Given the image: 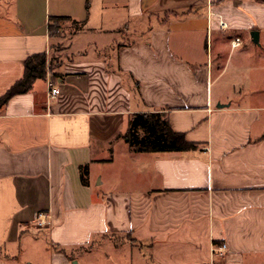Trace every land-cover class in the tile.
Returning a JSON list of instances; mask_svg holds the SVG:
<instances>
[{"label":"crops","instance_id":"0c3cea01","mask_svg":"<svg viewBox=\"0 0 264 264\" xmlns=\"http://www.w3.org/2000/svg\"><path fill=\"white\" fill-rule=\"evenodd\" d=\"M57 42L56 79L0 109V264H264V1L0 0V96ZM150 111L197 149L132 152ZM118 146L134 171L106 182Z\"/></svg>","mask_w":264,"mask_h":264},{"label":"trees","instance_id":"16d2710c","mask_svg":"<svg viewBox=\"0 0 264 264\" xmlns=\"http://www.w3.org/2000/svg\"><path fill=\"white\" fill-rule=\"evenodd\" d=\"M264 1V0H263ZM71 20L69 16H55L49 18V34L51 38L61 37L65 30V23ZM72 25L77 29L80 23L72 20ZM56 47L51 44V49ZM54 58L49 60V54L45 52L33 53L25 61V72L21 79L17 80L2 96H0V109L17 94L29 92L37 79H45L51 72L53 79L59 75L55 72ZM53 63V64H52ZM127 139L130 148L137 152L158 151H188L195 150L198 144L187 140L183 132L173 130L164 111L138 112L130 117L128 129L117 138ZM83 184H88L89 164L79 167Z\"/></svg>","mask_w":264,"mask_h":264},{"label":"rangeland","instance_id":"374dc122","mask_svg":"<svg viewBox=\"0 0 264 264\" xmlns=\"http://www.w3.org/2000/svg\"><path fill=\"white\" fill-rule=\"evenodd\" d=\"M233 38H235V37H233ZM230 47H231V43L229 42L228 50L230 49ZM60 50H61V44L59 42H57L56 43V47L53 49V53L49 56V60L50 59L52 60L54 58V60H53L54 64H56L57 61H59V59H60L59 58L60 57V54H59ZM235 55L236 54H234V56ZM220 83H226V87H228V88L229 87L230 88L237 87V83H233V78L231 77L230 73L226 74L218 84H220ZM218 84H216V86ZM121 143H125V144H127L130 147L129 142L127 141V139H124V141L121 142ZM119 150L120 149H119V146H118L115 149V154H114L115 159H114V162L112 164H100V165L97 166V170L103 174L104 178L106 179V182L109 181V180H111V181L115 180L116 182H118L121 179L120 174L131 172V170L134 171V169L131 168L132 167V163L129 160H127V162H126V166L128 168H126V167H124L123 169L121 168V166L125 165V161H124L123 157L118 158L120 156V154H121ZM132 152H136L137 153V151H133V150H132ZM129 177L127 179H129ZM105 248H110L109 244L108 245L104 244L103 249H105ZM28 250L29 249H26L25 252H27V253H25V254L23 253L22 254L23 258H26V257L30 256V253L28 252ZM123 255L124 254H122V251L121 252H117V253L112 255L115 258V261L112 260V258H111L107 263L98 262L97 264H125L122 261V256ZM117 258L119 260H117Z\"/></svg>","mask_w":264,"mask_h":264},{"label":"built area","instance_id":"2783aa9c","mask_svg":"<svg viewBox=\"0 0 264 264\" xmlns=\"http://www.w3.org/2000/svg\"><path fill=\"white\" fill-rule=\"evenodd\" d=\"M220 25L222 28H227V24L223 21L220 22ZM242 45V39L240 37H236L232 41L233 47H238ZM47 85H48V97L49 98H56L60 93L61 90L59 87H57L51 77L47 78ZM47 214L44 212H41L38 214L37 217V224L39 226H44L46 224ZM214 250L220 253H223L227 250V244L223 243L222 245L218 247H214Z\"/></svg>","mask_w":264,"mask_h":264},{"label":"water","instance_id":"95a60500","mask_svg":"<svg viewBox=\"0 0 264 264\" xmlns=\"http://www.w3.org/2000/svg\"><path fill=\"white\" fill-rule=\"evenodd\" d=\"M251 36H252L253 41H254L255 43H259V33H258V31H253V32L251 33ZM220 106H222V105H220Z\"/></svg>","mask_w":264,"mask_h":264}]
</instances>
